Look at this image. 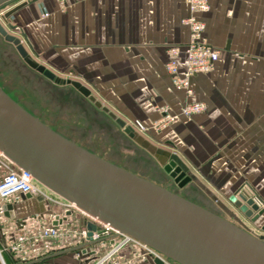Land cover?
I'll return each instance as SVG.
<instances>
[{
    "label": "crops",
    "instance_id": "crops-1",
    "mask_svg": "<svg viewBox=\"0 0 264 264\" xmlns=\"http://www.w3.org/2000/svg\"><path fill=\"white\" fill-rule=\"evenodd\" d=\"M65 3L60 13L56 0H32L13 14L11 26L40 65L81 83L125 123L140 121L150 128L163 106L175 118L160 134L150 130L133 138L113 121L106 155L139 177L169 183L164 168L176 155L192 179L180 190L196 195L193 203L264 237V214L252 224L231 202L242 194L264 202V0H209V11L198 18L219 57L212 72L191 79L189 98L172 87L165 70L171 46L181 49L180 73L186 65L185 0ZM45 13L48 18L42 19ZM186 102L204 103L206 111L181 116ZM44 205L21 201L13 207L14 217L48 215Z\"/></svg>",
    "mask_w": 264,
    "mask_h": 264
},
{
    "label": "water",
    "instance_id": "water-1",
    "mask_svg": "<svg viewBox=\"0 0 264 264\" xmlns=\"http://www.w3.org/2000/svg\"><path fill=\"white\" fill-rule=\"evenodd\" d=\"M14 1L0 0V10ZM26 5L16 6L0 20L7 24ZM0 36L31 70L54 84L71 86L125 135L134 137V130L88 88L59 78L34 61L1 23ZM0 152L53 194L175 264H264V237L86 151L28 113L1 87ZM169 160L164 171L182 189L192 180L189 170L176 155ZM231 202L252 223L264 214L246 194L232 197ZM3 209L5 217L14 218L13 206Z\"/></svg>",
    "mask_w": 264,
    "mask_h": 264
},
{
    "label": "rangeland",
    "instance_id": "rangeland-1",
    "mask_svg": "<svg viewBox=\"0 0 264 264\" xmlns=\"http://www.w3.org/2000/svg\"><path fill=\"white\" fill-rule=\"evenodd\" d=\"M31 1L32 0H15L0 10V19L6 12L22 3H27L26 7H28ZM61 1L62 0H56V4L59 12L63 13L66 9V3L65 0L60 3ZM45 14L47 16L44 17V14H42V19L48 18V14ZM12 20L13 15L7 19V24L3 23L1 20L0 23L10 36H13L21 41V44L28 55L40 64L38 58H35L33 52H31V50H29L26 46L27 44L24 42L17 29L12 27ZM44 67L51 71L49 66ZM53 73L57 77L66 80L64 74L58 72ZM0 87L28 113L49 126L59 135L82 147L86 151L99 156L103 160L133 173L131 172L132 169L129 165H124L119 160H116L114 156L106 155V152H104L111 151V144L113 140L110 139L109 136H111V134L113 135V132L111 131L114 126L113 121L105 114H102L101 111L97 110L87 99L82 98L81 95L75 92L70 86L54 84L42 75L31 70L18 55L14 46L5 42L4 38L1 36ZM156 121L151 124L150 128L138 121L146 127L145 133L138 134V136L146 137L145 134H147L150 130L155 134H160L174 123L173 122L161 131H157L153 128ZM126 123H129V121H126ZM4 171L5 170H0V173H3ZM166 175L168 174L166 173ZM170 180L172 183H169L168 180L166 181L165 178L162 177H158L157 180L152 178L147 181H152L151 183L155 185L165 187L180 196H184L192 203L193 201L198 202V200L195 199L196 195L194 196L192 193H184L182 190L177 188L171 178ZM44 192L53 197V199H56V196L48 190H45ZM34 201L36 203L39 202L36 198H34ZM59 202L62 203V201ZM207 202L210 203V201ZM39 203L45 204L43 210H47V212L50 211V213H56L55 211L59 210L58 214H63L66 209V207H60L49 202L41 201ZM211 203L215 206L218 201H211ZM94 224L95 222L82 212L74 210L73 215L69 217V225L59 230L58 237L48 240L49 244L47 245H45V242L40 241L38 245L33 248L37 250L38 254H46V256L43 258L41 257L36 261H32L29 264H96L101 260V255H105L109 252V250L112 249L111 247H107V249L99 255V258L88 255V252L92 250L91 247L72 250L73 247L78 245L75 244V241L78 238V235L76 234H80L81 230H85L87 228L90 230ZM74 236L77 237L75 238ZM115 241L122 242L123 240L116 239ZM57 247L62 248V250L60 252L46 253V250L56 249ZM113 258L110 259L111 261L106 259L104 264H108L109 262L112 264H161V260L158 259L157 256L149 254L140 246L131 242L124 244L118 254ZM3 260L4 264H10L6 254H3ZM0 264H2L1 260Z\"/></svg>",
    "mask_w": 264,
    "mask_h": 264
},
{
    "label": "built area",
    "instance_id": "built-area-1",
    "mask_svg": "<svg viewBox=\"0 0 264 264\" xmlns=\"http://www.w3.org/2000/svg\"><path fill=\"white\" fill-rule=\"evenodd\" d=\"M62 2L63 0L60 3ZM185 2L189 12L188 16L182 20V24L187 28L189 33L188 42L183 49L186 65L183 72L180 73L179 58L181 56V49L177 46H171L166 51L167 62L165 70L172 87L189 98L193 94L190 83L191 79L195 76L212 72L218 60L219 51L208 44L204 36L205 23L198 18V15L209 11V0H185ZM46 16L44 14V17ZM157 111L159 118L153 125V128L161 131L172 124L175 118L169 113L167 106L160 107ZM205 111L206 105L204 103L186 102L180 110V115L192 117ZM125 124L131 127L136 134H143L146 131V127L138 121ZM0 170H5L3 173H0V260L2 264H4L3 254L9 256L14 264H29L46 256V254H38L37 250L33 248L40 241L45 242V245H47L49 244L48 240L58 237L59 230L69 225V217L73 215L74 210L82 212L94 221L95 224L93 225V229L89 230L87 228L81 230L80 234H76L78 238L75 244L78 245L73 247L72 250L91 247L92 250L88 252V255L99 258V255L107 247L112 248L105 255H101V260L96 264H104L106 259H112L118 254L124 244L130 242L140 246L149 254L157 256L161 260V264H175L151 248L84 213L59 196L54 194L56 199H53V197L44 192L48 189L38 184L30 173L15 166L1 152ZM34 198L39 202L53 203L60 207H66V209L63 214L49 213L48 215H32L18 219L15 217L12 219L5 217L3 209L5 205L14 207L21 201ZM252 199L260 209L264 207V202L257 197ZM59 201H62V203ZM74 237L76 238L77 236ZM116 239L123 241L116 242ZM61 250L62 248L57 247L56 249L46 250V253L60 252ZM108 264L112 263L109 262Z\"/></svg>",
    "mask_w": 264,
    "mask_h": 264
},
{
    "label": "bare ground",
    "instance_id": "bare-ground-1",
    "mask_svg": "<svg viewBox=\"0 0 264 264\" xmlns=\"http://www.w3.org/2000/svg\"><path fill=\"white\" fill-rule=\"evenodd\" d=\"M3 90V89H2ZM4 91V90H3ZM6 93V92H5ZM65 138V137H64Z\"/></svg>",
    "mask_w": 264,
    "mask_h": 264
}]
</instances>
